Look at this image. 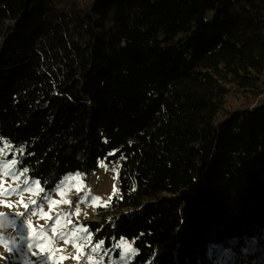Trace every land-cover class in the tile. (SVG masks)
<instances>
[{"label": "trees", "instance_id": "16d2710c", "mask_svg": "<svg viewBox=\"0 0 264 264\" xmlns=\"http://www.w3.org/2000/svg\"><path fill=\"white\" fill-rule=\"evenodd\" d=\"M263 72L264 0H0V147L45 192L120 160L94 241L202 264L264 235V100L220 99Z\"/></svg>", "mask_w": 264, "mask_h": 264}, {"label": "rangeland", "instance_id": "374dc122", "mask_svg": "<svg viewBox=\"0 0 264 264\" xmlns=\"http://www.w3.org/2000/svg\"><path fill=\"white\" fill-rule=\"evenodd\" d=\"M184 36L181 34L177 39ZM225 85L228 91L220 98L221 117L236 108L257 107L264 100V72L248 88L234 80ZM11 161L4 149L0 155V264H112L113 260H119L120 256L103 251L101 246L93 251L97 243L92 234L89 238L84 231L87 228L84 222L97 219L98 207L104 206L117 190L120 160L77 172L79 181H70L59 191L55 187L49 192L18 171ZM46 193L49 199L43 200ZM64 200L71 203L66 204ZM19 221L24 226L18 232ZM21 235L25 238L23 241ZM123 239L134 247L133 240ZM263 256L264 235L214 246L202 264H262Z\"/></svg>", "mask_w": 264, "mask_h": 264}, {"label": "snow or ice", "instance_id": "6c2138e0", "mask_svg": "<svg viewBox=\"0 0 264 264\" xmlns=\"http://www.w3.org/2000/svg\"><path fill=\"white\" fill-rule=\"evenodd\" d=\"M4 153V148L0 147V155H2ZM12 165H16L18 162L16 159H13L10 162ZM28 169L25 168L24 172L27 173ZM79 181L80 180V174L77 173L75 176H70V177H65L64 180H62L59 184L56 185V189L59 191L65 184L69 183L70 181ZM28 182L25 181V184H27ZM35 183H39V181H36ZM12 191H16V189H13ZM41 192H43V189H40ZM77 191H79V188H77ZM61 195H63V193H61ZM49 199L48 194L46 193L43 200ZM43 200L41 201V203H43ZM95 200H99V197H96ZM64 203H71L68 200H64ZM55 203V202H54ZM77 213L79 212V207L77 206L76 208ZM13 223H17L16 220L13 221ZM24 224L23 221H19L18 223V227H17V231L19 232L22 228H23ZM84 231L86 233H88V237L90 238L91 233L88 231L87 228L84 229ZM25 238L23 235L20 236V240L23 241ZM104 244L103 240H100L98 242V244L93 248V251H96L101 245ZM24 247V245H23ZM28 247L30 248L31 245L29 244ZM25 248V247H24ZM26 249V248H25ZM117 249H119L120 252V257L119 260H113L112 264H125L126 261H130L133 256L135 254H138V250L135 249L132 244L127 243L123 237L120 238L119 242L114 244V246L111 249H105V252L111 251V252H115ZM90 259V258H89Z\"/></svg>", "mask_w": 264, "mask_h": 264}]
</instances>
